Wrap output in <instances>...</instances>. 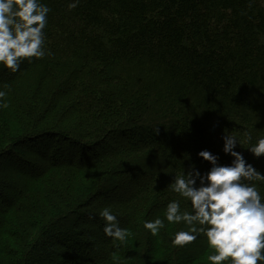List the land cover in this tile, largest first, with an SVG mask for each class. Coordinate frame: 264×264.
Instances as JSON below:
<instances>
[{"label":"trees","instance_id":"1","mask_svg":"<svg viewBox=\"0 0 264 264\" xmlns=\"http://www.w3.org/2000/svg\"><path fill=\"white\" fill-rule=\"evenodd\" d=\"M42 2L45 57L0 66V264H210L203 235L173 246L187 226L166 206L192 210L171 183L210 169L200 150L231 163L224 130L264 136V0ZM104 207L125 242L104 234Z\"/></svg>","mask_w":264,"mask_h":264},{"label":"clouds","instance_id":"2","mask_svg":"<svg viewBox=\"0 0 264 264\" xmlns=\"http://www.w3.org/2000/svg\"><path fill=\"white\" fill-rule=\"evenodd\" d=\"M79 0L69 3L77 7ZM51 9L42 0H0V66L12 72L20 70L21 63L46 55L45 32ZM7 93L0 90V107H7ZM158 131V129L156 130ZM222 151L233 157L230 164L218 163V154L207 149L198 156L208 161L210 169L202 174L195 165L179 175H174L171 190L191 203V211H181L179 200L166 206L169 223H184L172 237L173 246L184 247L199 236L207 238L214 254L207 257L210 264H264V196L255 182L264 184V174L248 163L236 147L247 142L255 157L264 156V136L251 143L250 132L244 141L224 130ZM199 181V184H197ZM99 216L104 220L103 232L113 242H125L128 229L120 227L117 215L104 207ZM143 227L157 236L164 227L160 218L143 222Z\"/></svg>","mask_w":264,"mask_h":264}]
</instances>
